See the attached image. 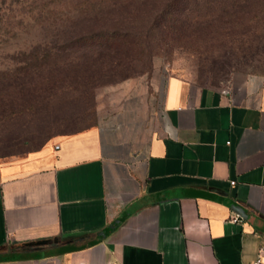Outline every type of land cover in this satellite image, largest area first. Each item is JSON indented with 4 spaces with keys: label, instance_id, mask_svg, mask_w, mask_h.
<instances>
[{
    "label": "crops",
    "instance_id": "1",
    "mask_svg": "<svg viewBox=\"0 0 264 264\" xmlns=\"http://www.w3.org/2000/svg\"><path fill=\"white\" fill-rule=\"evenodd\" d=\"M97 102L91 125L0 164V264L264 263L260 77L135 76Z\"/></svg>",
    "mask_w": 264,
    "mask_h": 264
},
{
    "label": "rangeland",
    "instance_id": "2",
    "mask_svg": "<svg viewBox=\"0 0 264 264\" xmlns=\"http://www.w3.org/2000/svg\"><path fill=\"white\" fill-rule=\"evenodd\" d=\"M264 83V0H0V164L97 120L98 90Z\"/></svg>",
    "mask_w": 264,
    "mask_h": 264
},
{
    "label": "built area",
    "instance_id": "3",
    "mask_svg": "<svg viewBox=\"0 0 264 264\" xmlns=\"http://www.w3.org/2000/svg\"><path fill=\"white\" fill-rule=\"evenodd\" d=\"M230 183H233V180H230ZM229 219L234 220V221L238 220L239 215L237 213H232L231 216H229ZM262 249H263L262 246H259L257 252H260ZM250 264H264V263L261 261V259L257 255Z\"/></svg>",
    "mask_w": 264,
    "mask_h": 264
},
{
    "label": "water",
    "instance_id": "4",
    "mask_svg": "<svg viewBox=\"0 0 264 264\" xmlns=\"http://www.w3.org/2000/svg\"><path fill=\"white\" fill-rule=\"evenodd\" d=\"M231 207L239 216L244 214L243 209L238 204H233Z\"/></svg>",
    "mask_w": 264,
    "mask_h": 264
},
{
    "label": "trees",
    "instance_id": "5",
    "mask_svg": "<svg viewBox=\"0 0 264 264\" xmlns=\"http://www.w3.org/2000/svg\"><path fill=\"white\" fill-rule=\"evenodd\" d=\"M46 141V140H45ZM42 144V143H41Z\"/></svg>",
    "mask_w": 264,
    "mask_h": 264
}]
</instances>
